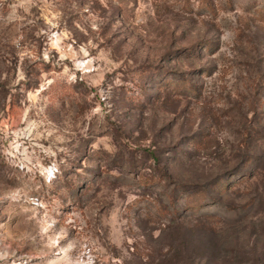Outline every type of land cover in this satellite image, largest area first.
Segmentation results:
<instances>
[{"label":"rangeland","instance_id":"rangeland-1","mask_svg":"<svg viewBox=\"0 0 264 264\" xmlns=\"http://www.w3.org/2000/svg\"><path fill=\"white\" fill-rule=\"evenodd\" d=\"M0 264H264V0H0Z\"/></svg>","mask_w":264,"mask_h":264},{"label":"trees","instance_id":"trees-1","mask_svg":"<svg viewBox=\"0 0 264 264\" xmlns=\"http://www.w3.org/2000/svg\"><path fill=\"white\" fill-rule=\"evenodd\" d=\"M182 238H183V240H182L183 245L189 246L187 243H185L186 234H185V236L182 237Z\"/></svg>","mask_w":264,"mask_h":264}]
</instances>
